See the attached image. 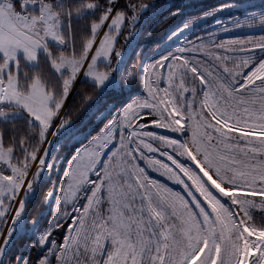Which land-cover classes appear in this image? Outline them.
<instances>
[{
  "label": "snow or ice",
  "instance_id": "obj_1",
  "mask_svg": "<svg viewBox=\"0 0 264 264\" xmlns=\"http://www.w3.org/2000/svg\"><path fill=\"white\" fill-rule=\"evenodd\" d=\"M157 7L0 0V264H264V0L220 29L259 35L181 39L185 24L166 37L181 41L171 50L143 64L137 52L113 87L138 81L145 95L105 116L107 106L89 103L119 66L121 36L150 37L180 11L150 22L145 13ZM85 112V121L104 119L67 160L59 187L43 194L55 188V223L18 241L25 197ZM157 119L177 140L190 134L197 153L178 193L157 195L137 170ZM136 195L146 203L134 206ZM56 228L67 229L59 241Z\"/></svg>",
  "mask_w": 264,
  "mask_h": 264
},
{
  "label": "rangeland",
  "instance_id": "obj_2",
  "mask_svg": "<svg viewBox=\"0 0 264 264\" xmlns=\"http://www.w3.org/2000/svg\"><path fill=\"white\" fill-rule=\"evenodd\" d=\"M167 1L162 5H159L155 12H146L145 15L148 16L149 21L152 22V19H158L163 11H165L169 5L170 7H178L180 9L176 15L184 14V17L179 18L178 21H175L171 27L167 30L166 35L163 39L158 43L159 47L153 50V47L144 48L142 44L139 43V37L132 36L128 39L127 42L124 41L123 35L122 44L125 43V47L123 48V55L119 60V66L116 68L119 72L116 73V70L113 72L111 78L107 80L102 86L101 89L104 90H123V89H130L133 87L128 86L121 82L120 87L114 88L113 82L118 79L119 73L127 68L129 63L137 57V52L140 51L141 57V64L149 62L152 59L157 58L159 55L164 54L165 52L171 50L172 48L176 47L181 41L177 40L176 37H172L171 39H166L170 32L175 31L176 28H180L182 25L187 24V27L182 28L183 38H191L192 36L199 35L201 33H208L216 31L219 38H228L232 36H245V35H259V33H255L254 29H250L248 27H228L225 31H220L221 28L230 26L235 22V18L241 17L247 11H251L249 5L252 3L259 4L261 0H247L244 3H234L232 1H222L211 5L208 9H201L198 7H185L188 5V1H179L172 2L169 4L170 0ZM163 0H156V4L162 3ZM194 3H197L193 0ZM221 4H228L230 7L223 8L219 11H216L209 15H203V13H209L212 9H216ZM197 10V11H196ZM187 12V13H185ZM230 17L232 19H230ZM179 35V33L177 34ZM117 46V45H116ZM118 47V46H117ZM119 48V47H118ZM103 67V65H101ZM138 92L129 99L125 101L124 104L120 105L116 109L111 111V115H113L118 108H122L131 99L137 96L145 95V91L143 85L141 84L138 89ZM112 108V104L107 106V113L110 112ZM155 126L154 129L147 130L151 133V135L147 136L145 140L144 153L142 155V159L145 161L144 165H141L137 170L141 173L142 180L147 184L150 185L157 193L160 195L161 193H178L179 189L174 188L173 185L178 181L183 185V181L181 180V173L186 176L191 177L193 174V170L191 168V164L197 163L195 156L197 155L195 146L192 144L190 139V134L188 137H181L177 140L175 137L169 135V129L166 126L165 121L157 119L152 122ZM178 127H183V125H177ZM82 135H73L71 140L80 138ZM59 141V138H57ZM59 163H56V165ZM67 166V163L65 167ZM199 166V164H197ZM45 172V169H44ZM64 172V170H63ZM44 174V173H43ZM42 174V175H43ZM63 174L61 175L62 178ZM42 177V176H41ZM59 187V183L55 185V188ZM55 188L53 194L48 197L45 201L47 204V209L49 207V220L47 225L40 230L39 227L35 226L34 223L28 225L26 222L25 215L19 219L17 223V233L16 238L19 234L24 232H30V234L35 235L37 238L38 235L43 232L44 230L48 229L52 224L55 223L53 220L54 215V205H55ZM143 188L140 189L141 193L143 192ZM134 206H139L146 203V199L143 195H136L135 198L132 200ZM108 205L104 206L105 217L107 215ZM137 212H139V208H137ZM147 216V213H144ZM57 229V228H56ZM54 229V230H56ZM67 231V230H66ZM53 234V233H52ZM111 249V243L109 238V250ZM107 254V253H105Z\"/></svg>",
  "mask_w": 264,
  "mask_h": 264
},
{
  "label": "trees",
  "instance_id": "obj_3",
  "mask_svg": "<svg viewBox=\"0 0 264 264\" xmlns=\"http://www.w3.org/2000/svg\"><path fill=\"white\" fill-rule=\"evenodd\" d=\"M179 1H185L186 0H178ZM188 5L185 7H195L198 9L200 7L201 9H208L211 5L219 2L220 0H195L197 3H194L193 0H187ZM223 1V0H222ZM224 1H232L234 3H244L247 0H224ZM167 1H164L162 3H159V5L164 4ZM172 2H177L176 0H170L169 4H172ZM171 8L169 7L163 11L162 15H165L167 10ZM197 11V10H196ZM187 13V12H185ZM184 17V14L181 15H175L172 20L169 22L168 25L165 26L163 29H159L155 32H153L152 36L150 37H139V43L144 46V48L153 47L154 44L160 43V41L163 39V37L166 35L167 30L171 27V25L178 21L179 18ZM159 19V18H158ZM156 19H152V22H154ZM149 25L145 24L144 27L147 28ZM125 47V43H123ZM122 45V38L120 39V42L117 44L118 47H121ZM117 47V48H118ZM128 64H130L128 62ZM119 72L118 69H116V73ZM140 82H134L133 87L130 89H123V90H104L100 88L99 94L96 97L95 100L90 101L89 106L93 105H100L101 107H105L112 104V108L110 109V112L107 113L105 116H111V111L113 109H116L120 105L124 104L127 99L132 97L133 95L140 93L138 92V89L140 87ZM72 101L69 100V104L71 105ZM87 115V112L82 114L79 118H77L72 125L69 126V129H66L65 132L61 133V137H59V140L62 139L67 133H72L68 136L67 141L63 144V153L62 158L59 159V163L55 165V167L51 170L45 169V172L43 175H41V179L39 183L35 186L34 193L33 194H27L25 197L26 201V215L25 220L28 225L34 223L35 226L39 227L40 230H42L48 223L49 220V207L47 209V204L42 199L43 194L46 192V190L49 188V186L56 185L60 182L61 175L63 174V170L65 168V165L67 163V160L70 159L72 153L74 152L75 148L78 147L80 144L86 142V139L89 135L93 134L94 131H98L99 127L101 126L102 120L104 117H101L100 119H97L95 121H85V116ZM75 129H78V133L73 131ZM82 135V137L74 139V141L71 140L73 135ZM49 210V211H48ZM70 221L66 220L65 224L69 223ZM67 229H60L57 228L53 231V236L59 241L63 238V231H66ZM36 236L33 234H30V232H24L22 234H19L17 236V240H35Z\"/></svg>",
  "mask_w": 264,
  "mask_h": 264
},
{
  "label": "water",
  "instance_id": "obj_4",
  "mask_svg": "<svg viewBox=\"0 0 264 264\" xmlns=\"http://www.w3.org/2000/svg\"><path fill=\"white\" fill-rule=\"evenodd\" d=\"M43 173H44V170H42L41 175H42ZM40 179H41V177H40ZM39 181H40V180H39ZM39 181H38V183H39ZM38 183H37V184H38ZM37 184H36V185H37ZM36 185H35V186H36ZM35 186H34L33 190H32L31 192H29L30 195L34 193Z\"/></svg>",
  "mask_w": 264,
  "mask_h": 264
}]
</instances>
